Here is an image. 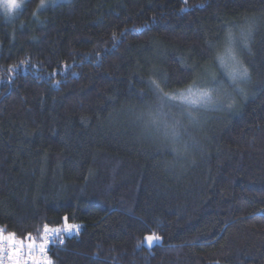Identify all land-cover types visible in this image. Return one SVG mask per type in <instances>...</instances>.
<instances>
[{
	"label": "trees",
	"instance_id": "16d2710c",
	"mask_svg": "<svg viewBox=\"0 0 264 264\" xmlns=\"http://www.w3.org/2000/svg\"><path fill=\"white\" fill-rule=\"evenodd\" d=\"M42 2L0 12V233L47 238L34 264H264V0ZM223 58L244 95L170 108Z\"/></svg>",
	"mask_w": 264,
	"mask_h": 264
},
{
	"label": "rangeland",
	"instance_id": "374dc122",
	"mask_svg": "<svg viewBox=\"0 0 264 264\" xmlns=\"http://www.w3.org/2000/svg\"><path fill=\"white\" fill-rule=\"evenodd\" d=\"M25 0H0V12L6 14L8 17H11L17 10H19L24 3ZM59 0H43L42 5H48L53 3L55 4ZM236 65L237 69H240L238 64H233L230 62L228 58H223L221 61V64L219 69H217V72L219 73L220 79L216 81L217 75L213 78V74L210 73L209 77L206 79V82H209L208 85L203 86L202 88L196 89V90H191L187 91L186 93H182L179 96H176L174 98H171L167 100V104L170 105L171 109H175L174 107H177L179 110H181L180 114L182 113L188 115L192 114L197 110V107L204 105L207 102H210L213 98V91L216 89L214 88V83H218L217 85H220L221 88H223L222 96L224 97L227 95L225 86L228 85H236V88H238L237 94L240 96L244 95L246 92L245 89L242 87H237V85H240V81L243 79L239 78V75L237 74V70H235L234 66ZM220 67H223L221 70ZM211 82V83H210ZM205 87V88H204ZM163 110V108H161ZM166 110V106H165ZM168 114L167 112H165ZM61 230V231H60ZM60 230H51V231H46L47 235L54 234V232H64L67 231L68 228L60 229ZM0 238L3 240L7 241V243L10 246H13L15 248V251L12 252L8 258V263L9 260H14L16 261V256L18 255L19 252H25L29 253L26 249H32L34 248L35 251L39 252L42 249V246L39 247L36 244L32 243L31 241H16L12 235H5L3 233H0ZM154 239L152 238L151 234H148L144 238V243L146 246L150 247L153 243ZM23 248V249H22ZM38 263V262H37ZM11 264V263H10ZM21 264V262L19 263Z\"/></svg>",
	"mask_w": 264,
	"mask_h": 264
},
{
	"label": "built area",
	"instance_id": "2783aa9c",
	"mask_svg": "<svg viewBox=\"0 0 264 264\" xmlns=\"http://www.w3.org/2000/svg\"><path fill=\"white\" fill-rule=\"evenodd\" d=\"M14 251L15 248H13V246H10L7 241L0 238V264H9L7 260ZM24 262V264H30L28 259H25Z\"/></svg>",
	"mask_w": 264,
	"mask_h": 264
}]
</instances>
